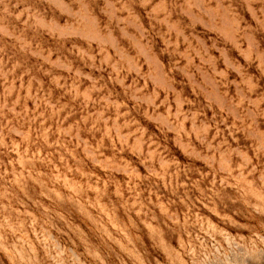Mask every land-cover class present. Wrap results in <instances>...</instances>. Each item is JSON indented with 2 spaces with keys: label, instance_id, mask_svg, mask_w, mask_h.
<instances>
[{
  "label": "rangeland",
  "instance_id": "1",
  "mask_svg": "<svg viewBox=\"0 0 264 264\" xmlns=\"http://www.w3.org/2000/svg\"><path fill=\"white\" fill-rule=\"evenodd\" d=\"M0 264H264V0H0Z\"/></svg>",
  "mask_w": 264,
  "mask_h": 264
}]
</instances>
